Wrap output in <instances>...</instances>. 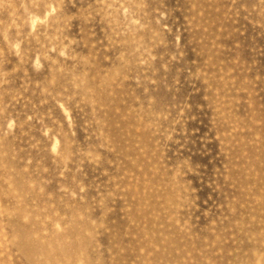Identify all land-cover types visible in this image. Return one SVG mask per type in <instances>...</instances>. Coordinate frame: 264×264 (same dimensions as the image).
Instances as JSON below:
<instances>
[{"label":"rangeland","instance_id":"rangeland-1","mask_svg":"<svg viewBox=\"0 0 264 264\" xmlns=\"http://www.w3.org/2000/svg\"><path fill=\"white\" fill-rule=\"evenodd\" d=\"M0 264H264V0H0Z\"/></svg>","mask_w":264,"mask_h":264}]
</instances>
